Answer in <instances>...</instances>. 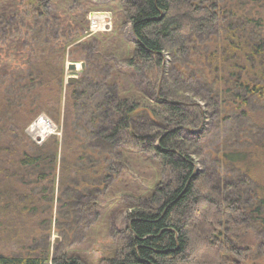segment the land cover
Returning a JSON list of instances; mask_svg holds the SVG:
<instances>
[{
    "label": "rangeland",
    "instance_id": "rangeland-1",
    "mask_svg": "<svg viewBox=\"0 0 264 264\" xmlns=\"http://www.w3.org/2000/svg\"><path fill=\"white\" fill-rule=\"evenodd\" d=\"M225 1L229 0H223L229 6ZM125 2L0 0V103L5 104L6 100L9 104L13 99V109L8 107L10 111L5 112V117L14 123L9 127L12 131L14 126L22 125L27 144L42 145L52 137L60 140L54 168L46 160L36 169L29 167L21 172L20 185L30 195H12L17 208L11 211L10 222L0 215V254L36 253L44 247L49 257L66 255L79 257L85 264H99L103 257L126 244L130 238L128 213L140 196L133 195L134 189L148 188L150 192L154 183L170 182L177 174L172 168L155 170V159L144 153L139 140L163 131L157 125L160 120L151 115L158 99L185 106L187 118L194 124L188 122L191 128L182 125L178 133L182 137L202 138L199 146L182 145L189 149L198 173L204 169L213 173L212 188H219L223 197L230 200L246 198V191L259 187L243 182L244 170L239 166L223 167L215 161L224 150L220 137H230L231 133L228 121L224 128L206 107L205 94L210 87L181 80L172 68L178 60L191 61L189 55L162 54L160 70L153 63L139 70L128 65L136 42L124 17ZM3 10L14 12V19L3 17ZM96 16L103 19H98L93 27ZM80 36L89 38L84 41ZM70 62L77 65V70H67ZM192 65L186 67L188 72L195 69ZM33 66L43 78L33 77V90L20 89L30 85L29 77L35 75ZM69 77L73 82L68 81ZM76 89L80 92L74 96ZM113 93L139 103L128 123L133 137L126 131L115 135L112 141L99 137L101 124L96 125L93 120L103 116L101 104ZM54 99L60 100L56 110L49 103ZM17 114H22L25 121L17 122ZM110 116L116 120L121 115L112 110ZM41 117L52 128L38 140L27 130ZM67 139L69 142L64 144ZM176 147L171 149L181 153ZM224 147L228 148L226 142ZM248 158V166L256 168L251 156ZM40 169L51 176L39 179ZM254 174L264 186L263 168H256ZM27 207L33 209L18 212ZM16 212L19 220L15 219ZM240 231H250L258 246L247 259L264 264V247L259 248L264 238L252 227L243 225ZM18 235L20 238L15 241Z\"/></svg>",
    "mask_w": 264,
    "mask_h": 264
},
{
    "label": "trees",
    "instance_id": "trees-1",
    "mask_svg": "<svg viewBox=\"0 0 264 264\" xmlns=\"http://www.w3.org/2000/svg\"><path fill=\"white\" fill-rule=\"evenodd\" d=\"M125 1L124 17L136 42L128 65L139 70L153 63L159 69L164 53L172 57L189 55L191 61L178 60L172 68L181 80L210 87L208 94L204 93L206 107L224 128L228 121L231 133L230 137H220L224 150L215 161L223 167L239 166L244 170L243 182L259 187L246 191V198L225 199L219 188H212L214 175L210 169L198 173L189 149L182 145L189 148L202 141L200 137H182L178 133L182 125L191 128L194 124L188 120L185 106L155 100L151 115L157 116L161 122L157 125L163 131L139 140L144 153L155 159V170L172 168L176 177L170 182L154 183L150 192L148 188L134 189L133 195L140 196L128 213L129 241L103 257L99 264H254L247 258L258 246L251 239V232L241 233L240 227H252L264 238V186L254 177L256 168L264 170V0L225 1L229 6L223 0ZM3 12V17L14 19V12ZM191 64L195 69L188 72L186 67ZM31 71L35 75L29 77L30 85L20 89L33 90V77L43 78L34 66ZM78 92L76 89L72 94L76 96ZM10 99V105L6 100L5 104L0 103V215L7 223L12 219L11 211L17 208L12 195H30L20 185L21 172L29 167L36 169L46 160L54 168L60 146V140L54 137L42 145L27 144L22 125L11 131L14 123L5 117L8 107L13 109ZM59 101H50V106L56 110ZM138 104L116 94L105 100L101 104L103 116L93 120L96 125L101 124L99 137L112 141L122 131L133 137L128 123ZM112 110L121 116L115 120L110 116ZM20 121L25 120L17 114V122ZM178 139L183 142L178 143ZM68 142L67 139L64 144ZM173 146L181 153L172 150ZM249 156L258 165L256 168L248 166ZM246 166L248 169H243ZM38 172L39 179L51 176L41 169ZM32 209L19 208L18 212ZM18 214L15 219L19 220ZM19 238L18 235L15 241ZM263 247L264 244L259 248ZM0 264L85 263L79 257H49L43 247L36 253L0 254Z\"/></svg>",
    "mask_w": 264,
    "mask_h": 264
},
{
    "label": "bare ground",
    "instance_id": "bare-ground-1",
    "mask_svg": "<svg viewBox=\"0 0 264 264\" xmlns=\"http://www.w3.org/2000/svg\"><path fill=\"white\" fill-rule=\"evenodd\" d=\"M102 17V16H101ZM96 16L93 21V27L96 26V21L98 19L102 20L103 18ZM49 126V121L44 117H41L35 121L34 124L27 130L29 135H31L34 139H41L43 136L51 132Z\"/></svg>",
    "mask_w": 264,
    "mask_h": 264
},
{
    "label": "water",
    "instance_id": "water-1",
    "mask_svg": "<svg viewBox=\"0 0 264 264\" xmlns=\"http://www.w3.org/2000/svg\"><path fill=\"white\" fill-rule=\"evenodd\" d=\"M66 68H67V70H69V71H75V70H77V65H76L75 63H71V62H70V63H67V67H66ZM68 79H69V80H68L69 82H73V80H74V79L71 78V77H69Z\"/></svg>",
    "mask_w": 264,
    "mask_h": 264
},
{
    "label": "built area",
    "instance_id": "built-area-1",
    "mask_svg": "<svg viewBox=\"0 0 264 264\" xmlns=\"http://www.w3.org/2000/svg\"><path fill=\"white\" fill-rule=\"evenodd\" d=\"M92 20H93V19H92ZM92 23H93V21H92ZM49 124H50V123H49ZM50 127L52 128V126H50ZM46 135H47V134H46ZM46 135H45V136H43L42 138L46 137ZM42 138H41V139H42Z\"/></svg>",
    "mask_w": 264,
    "mask_h": 264
}]
</instances>
